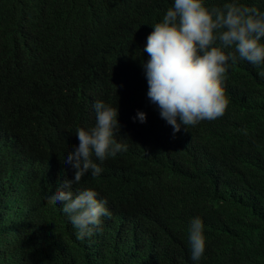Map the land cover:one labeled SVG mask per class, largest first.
Masks as SVG:
<instances>
[{"label": "clouds", "instance_id": "1", "mask_svg": "<svg viewBox=\"0 0 264 264\" xmlns=\"http://www.w3.org/2000/svg\"><path fill=\"white\" fill-rule=\"evenodd\" d=\"M47 1L52 5L50 11H45L38 0H0L1 12L13 13L16 17V25L10 23L8 31L0 34V43L5 49L14 52L21 44L15 36L28 37L37 27L54 39L68 36L67 31L82 30L86 15L76 16L75 13L93 2ZM159 17L155 23L147 24L145 33L146 24L139 28L136 34L137 48L131 44L126 33L101 17L103 21L98 37H103L106 42L102 54L108 53L112 63L122 72L138 77V101L155 105L157 116L166 121L171 132L157 131L153 134L154 130L144 123L146 113L139 109L134 112L137 123L121 127L140 135L150 131L144 138L146 145L155 144L165 151L179 152L177 156L158 159L171 161L182 158L191 167L199 161L194 169L198 175L207 176L214 184L213 196L217 198L219 191H229L234 187L243 203L253 191L248 180L259 175L264 179V153L260 149L262 139L254 144L256 130L254 134L246 135L249 129L255 128L245 125V135L236 136L235 147L226 137L212 141V131L216 132L213 122L224 115L229 104L224 82L230 68L238 59L256 67L264 66V0H225L213 5H208L206 0H172V5L166 11L161 9ZM145 19L147 22L146 16ZM258 74L264 77V71ZM92 107L95 124L89 128L76 129L79 144L63 157L64 162L74 170V178L63 179L58 187L40 196L31 190L34 179L28 167L30 155L23 151L0 116V170L8 162L15 171L3 182L0 196V217L10 213L5 211L8 204L15 205L11 211L14 217L6 223L0 221V233L6 234L0 240V264H38L45 253L50 251L53 254L62 247V238L56 233L40 236L34 232L38 224L44 228L41 220L33 223L36 206L43 201L64 218L71 230L70 237L90 260V264H98L105 245L112 242L121 244L115 245L112 252L119 258L130 256L136 260L138 256L147 255L143 257L147 264H173L174 255L184 258L191 250L190 258L194 264L202 263L208 241L206 226L215 224L224 230L225 226L219 219L208 215V219L203 215L180 217L178 220H175L177 216L169 218L167 228L172 223L175 225L170 233L171 246L164 250L162 242L156 240L151 242L154 245L151 254L146 246L147 237L142 235L134 238L137 217L125 209L122 202L118 205L110 203L91 187H74L81 183L86 174L100 176L104 172V161L128 150V145L116 138L120 128L117 107L102 100H97ZM145 125H148V129ZM203 125L209 128L203 131ZM258 126L264 130L263 122L258 123ZM194 128H197L198 133L191 137L208 144L200 159L198 146L185 136L188 135L186 131L190 132ZM217 133L225 134L222 130ZM185 161L180 163L182 167L186 166ZM128 171L116 170L112 172V178L118 181L128 174L136 182L148 177L144 172H135L134 169H131V174ZM217 172L220 174L218 183L212 177ZM55 174H52L54 178ZM145 186L154 191L156 204L163 213L168 207V199L186 192L181 187L182 190L168 186L166 190H161L154 180ZM126 203L131 207L136 205L131 201ZM247 208L264 224V204ZM152 229L158 230H149ZM15 238L19 241V249L12 245ZM242 242L238 240V246ZM125 245L129 251L119 247ZM56 264H67L66 254ZM207 264L224 263L214 259Z\"/></svg>", "mask_w": 264, "mask_h": 264}, {"label": "trees", "instance_id": "2", "mask_svg": "<svg viewBox=\"0 0 264 264\" xmlns=\"http://www.w3.org/2000/svg\"><path fill=\"white\" fill-rule=\"evenodd\" d=\"M38 2L45 11H50L52 5L47 0ZM223 2L225 0H206L208 5ZM171 5L172 0H93L75 13L76 16L86 15L82 30L67 31L68 36L54 39L37 27L28 37L15 36L21 44L14 52L5 49L0 43V116L23 151L30 155L28 167L34 179L31 190L40 196L58 187L63 179L74 178V170L64 162L63 157L79 144L76 129L89 128L95 124L92 105L102 100L117 107L120 128L116 138L126 143L128 150L104 161V172L100 176L86 174L81 183L74 187H91L110 203L118 205L122 202L126 206L124 208L137 217L134 235L131 234L134 238L142 235L147 237L146 246L151 254L154 248L151 242L160 240L164 250L171 246L170 233L175 225L172 223L167 228L169 218L177 216L175 220H178L180 217L203 215L207 219L208 216L219 219L225 228L219 229L215 224L206 226V256L200 264H207L214 259L224 264H264V224L247 208L264 204V179L261 175L248 180L253 191L243 203L234 187L229 191H219L216 198L213 196L214 184L207 176L198 175L194 169L199 161L191 167L182 158L164 160L169 155H179V152L165 151L155 144L146 145L144 138L150 131L140 135L121 127L134 126L138 121L134 119V112L139 109L146 113L144 123L154 130L153 134L157 131L171 132L166 121L157 116L155 105L138 101V77L122 72L112 63L108 53L102 54L106 42L103 37H98L103 21L101 17L126 33L131 44L137 48L136 34L139 28L146 24L145 33L147 24L155 23L160 18L161 9L166 11ZM10 23L16 25L15 15L0 10V34L8 31ZM261 71H264V66L256 67L242 59H238L230 68L224 82L229 104L224 115L213 122L216 132L212 131V141L226 137L228 142L237 147L236 136L244 137V126L251 125L249 128L255 129H249L246 135H252L256 130L254 144L262 139L260 149L264 153V130L258 126V123H264V77L258 74ZM145 128L148 129V125ZM208 128L207 125L202 126L203 131ZM218 130L225 134H218ZM186 133L188 135L185 136L198 146L200 159L208 144L191 137L198 133L197 128ZM182 161L186 162V166L180 165ZM120 169L129 170V174L134 169L135 172H144L148 177L133 182L134 177L125 174L117 181L112 178V172ZM54 172L55 178L52 175ZM14 174L10 163L5 162L0 170V196L3 182ZM212 177L216 183L220 181L218 172ZM153 180L161 190H166L168 186L179 190L185 188L186 192L168 199V207L163 213L156 204V194L145 186ZM130 201L136 204L135 207L126 203ZM12 209H15V205L8 204L5 211L10 213L0 217L1 223L14 217ZM38 220L44 222V228L36 225L34 232L37 235L54 232L62 238V247L53 254L50 251L45 253L38 264H56L64 254L67 264L91 263L70 237L71 230L64 218L46 201L36 206L33 223ZM150 227L158 230H149ZM5 236L0 233V240ZM238 240H243V244L238 246ZM18 244L15 238L12 244L15 249H19ZM115 245L121 244L112 242L105 245L98 264H147L143 258L147 255L138 256L136 260L130 256L117 257L112 253ZM119 247L129 251L126 245ZM190 257L191 250L184 258L174 255L172 263L194 264Z\"/></svg>", "mask_w": 264, "mask_h": 264}]
</instances>
